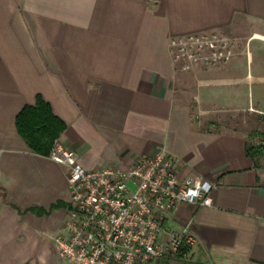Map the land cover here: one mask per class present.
I'll list each match as a JSON object with an SVG mask.
<instances>
[{
    "label": "crops",
    "instance_id": "1",
    "mask_svg": "<svg viewBox=\"0 0 264 264\" xmlns=\"http://www.w3.org/2000/svg\"><path fill=\"white\" fill-rule=\"evenodd\" d=\"M243 21L264 26V0H0V264H59L66 168L32 151L15 125L37 95L65 124L53 145L86 169L163 148L179 179L215 182L211 205L166 214L164 237L188 224L195 242L161 264H264V161L246 154L244 133L195 122L169 49L172 36ZM227 64L193 67L198 112L248 103L251 79Z\"/></svg>",
    "mask_w": 264,
    "mask_h": 264
},
{
    "label": "built area",
    "instance_id": "2",
    "mask_svg": "<svg viewBox=\"0 0 264 264\" xmlns=\"http://www.w3.org/2000/svg\"><path fill=\"white\" fill-rule=\"evenodd\" d=\"M169 49L175 62L183 59L184 69L217 65L234 55L232 40L218 30L172 36ZM48 157L66 168L70 207L65 233L55 235L53 244L68 264H161L164 258L184 256L182 248L193 244L195 235L186 224L164 237L166 214L178 203L212 204L215 182L201 175L179 179L176 159L163 148L127 166L94 169L82 167L77 153L59 142ZM204 181L211 183L210 191L203 190Z\"/></svg>",
    "mask_w": 264,
    "mask_h": 264
},
{
    "label": "rangeland",
    "instance_id": "3",
    "mask_svg": "<svg viewBox=\"0 0 264 264\" xmlns=\"http://www.w3.org/2000/svg\"><path fill=\"white\" fill-rule=\"evenodd\" d=\"M218 31L232 40L234 55L227 61V66L234 68L232 76L245 74L251 79L247 84L249 86L248 103L243 105L241 101H238L229 110L216 107L208 108V113L198 112L199 109H195L193 105L195 104L193 85L201 73L199 69L194 70L193 67L184 69L183 59L175 62L178 69L176 93L191 105L193 119L196 123L202 126L213 125L216 129L227 128L242 132L246 135L249 144L257 145L260 137L258 133L264 130V115L249 107L264 111V39L255 38L253 35L255 33L264 35V26L243 21L238 22L232 30L220 29ZM58 259L59 264H65V261L59 257Z\"/></svg>",
    "mask_w": 264,
    "mask_h": 264
},
{
    "label": "trees",
    "instance_id": "4",
    "mask_svg": "<svg viewBox=\"0 0 264 264\" xmlns=\"http://www.w3.org/2000/svg\"><path fill=\"white\" fill-rule=\"evenodd\" d=\"M15 125L29 148L43 155H48L54 140L65 127L64 122L52 113L50 105L40 95L36 96L34 105H24L20 109L15 116ZM258 134L261 142L252 145L246 141L245 146L246 154L254 163L264 156V132ZM182 250L187 251L188 247L184 246Z\"/></svg>",
    "mask_w": 264,
    "mask_h": 264
},
{
    "label": "clouds",
    "instance_id": "5",
    "mask_svg": "<svg viewBox=\"0 0 264 264\" xmlns=\"http://www.w3.org/2000/svg\"><path fill=\"white\" fill-rule=\"evenodd\" d=\"M202 187H203V190H204V191H210L211 188H212V185H211L210 182H208V181H204ZM193 195H194V196H195V195H198V193H194Z\"/></svg>",
    "mask_w": 264,
    "mask_h": 264
},
{
    "label": "bare ground",
    "instance_id": "6",
    "mask_svg": "<svg viewBox=\"0 0 264 264\" xmlns=\"http://www.w3.org/2000/svg\"><path fill=\"white\" fill-rule=\"evenodd\" d=\"M255 37H260V38H264V36L258 35V34H254Z\"/></svg>",
    "mask_w": 264,
    "mask_h": 264
}]
</instances>
